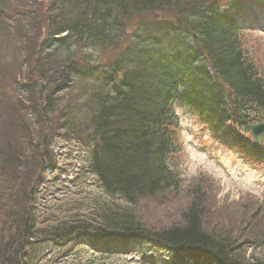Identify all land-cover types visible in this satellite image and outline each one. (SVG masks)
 <instances>
[{"label": "trees", "instance_id": "16d2710c", "mask_svg": "<svg viewBox=\"0 0 264 264\" xmlns=\"http://www.w3.org/2000/svg\"><path fill=\"white\" fill-rule=\"evenodd\" d=\"M46 1L40 14L10 16L0 0L8 33L0 34V72L1 64L24 72L23 82L12 80L23 89L16 100L0 94V264H34L36 251L39 262L58 264L84 246L92 258L134 252L146 262L157 250L171 260L161 264H252L247 248L263 250L264 237L246 236V222L206 227L199 183L177 223L148 228L137 209L181 189L175 103L264 160V148L241 134L264 119V79L222 0ZM103 52L110 56L100 64ZM84 81L60 107L61 95ZM50 115L85 149L75 180L90 177L100 190L90 203L52 207L39 197L43 169H53Z\"/></svg>", "mask_w": 264, "mask_h": 264}, {"label": "rangeland", "instance_id": "374dc122", "mask_svg": "<svg viewBox=\"0 0 264 264\" xmlns=\"http://www.w3.org/2000/svg\"><path fill=\"white\" fill-rule=\"evenodd\" d=\"M7 1L11 6L9 7L10 16L16 10L26 12L28 15L32 12L31 15L35 16L34 13L40 14L41 8H43L42 3L40 6L41 0ZM32 1L35 2V5L29 7L28 4ZM262 1L264 0H236L240 4V9L235 11L238 13H235L231 12L226 5L223 6V4H227L225 3L227 1L222 0L221 9H224L226 13L231 12L230 14H233L232 16H235V20L239 21L242 26L248 23L252 27L253 10ZM15 3L18 5L15 6ZM133 29L134 24L132 22L128 27V34ZM247 29H249V32L246 31ZM247 29L246 27L243 29L244 49L253 58L264 79V37H261L260 32L256 29ZM0 34H8L2 25H0ZM125 45L126 40L120 44L119 50ZM109 56V52H103L95 58L98 59L100 64H103ZM1 69L0 94L4 93L6 95L5 99L11 102L12 99L16 100L15 95L19 93L18 90H23L16 88L12 80L17 78L18 82H23L24 72L22 70H9V66L4 64H1ZM86 83V81L76 83L73 88L65 91L61 95L59 106L64 108L73 92L74 95H80L81 91L79 89L82 87L83 90ZM175 110L178 115L177 135L179 134L180 138V152L173 156V162L176 169H178L182 186L177 191L165 192L153 199L142 200L138 203L137 209L145 226L158 229L170 222L177 223L178 216L191 197L190 192L194 184L199 183L205 189L204 194L207 195L204 201L206 210L203 218L206 227L216 226V229H221L227 225L230 226L232 223L246 222L250 224L245 233L246 236L256 237L259 235L264 237V165L262 167L260 164L241 158L232 146L221 140L219 135L209 133L207 128L201 125L193 114L179 107ZM49 118V126L54 128L52 129L53 142L50 149L53 169L51 170L48 167L43 169L45 177L43 179L44 184L40 187L39 197L43 196L42 198L45 201H50L49 205L52 207L61 206L67 201L76 199L90 203L91 196L98 198L100 190L90 177H86V181L84 179L75 180L77 172H82L81 168L85 154L83 151L85 149L79 147V144L73 139L64 137L61 126L57 124L61 121H58L56 117L52 119L51 115ZM56 177H59V179H56ZM63 193L70 194L63 199H59ZM46 214L53 215L52 212ZM75 250H79L78 252L81 253L67 259L61 257V262L57 261L58 264H87L89 261L93 264H144L137 255L132 258L133 254L127 256H120L116 253L98 254L92 258L86 246ZM62 252L67 251L63 248ZM150 252L155 257L154 264L162 262L160 259H163V253L157 252V250H150ZM35 254L34 264H43V262H39L41 259L40 251H36ZM44 254L45 252L42 253V257L46 261L47 258H44ZM250 255L252 256V264H258V258L264 262V249L253 251L251 247H248L246 251L247 258ZM166 260L168 263L171 261L169 258Z\"/></svg>", "mask_w": 264, "mask_h": 264}, {"label": "water", "instance_id": "95a60500", "mask_svg": "<svg viewBox=\"0 0 264 264\" xmlns=\"http://www.w3.org/2000/svg\"><path fill=\"white\" fill-rule=\"evenodd\" d=\"M264 132V123H261L258 126H251L250 127V135L252 136L253 140L258 143L262 142L264 144V139H261L260 135Z\"/></svg>", "mask_w": 264, "mask_h": 264}]
</instances>
